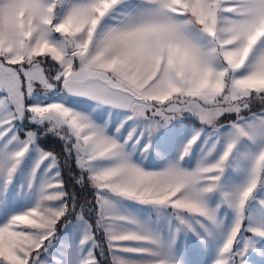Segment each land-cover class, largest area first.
<instances>
[{
    "label": "snow or ice",
    "instance_id": "snow-or-ice-1",
    "mask_svg": "<svg viewBox=\"0 0 264 264\" xmlns=\"http://www.w3.org/2000/svg\"><path fill=\"white\" fill-rule=\"evenodd\" d=\"M0 264H264V0H0Z\"/></svg>",
    "mask_w": 264,
    "mask_h": 264
},
{
    "label": "trees",
    "instance_id": "trees-1",
    "mask_svg": "<svg viewBox=\"0 0 264 264\" xmlns=\"http://www.w3.org/2000/svg\"><path fill=\"white\" fill-rule=\"evenodd\" d=\"M47 149L53 150L58 154L59 158L64 161L65 157L62 151V144L55 137H50L49 140L44 139L43 145ZM62 171L64 175V180L66 182V188L69 192L76 194L77 199L80 203L86 201H92V193L87 189H82L80 186L74 185L70 177L74 174H78L75 169V165L72 160H67L66 163L62 164Z\"/></svg>",
    "mask_w": 264,
    "mask_h": 264
},
{
    "label": "rangeland",
    "instance_id": "rangeland-1",
    "mask_svg": "<svg viewBox=\"0 0 264 264\" xmlns=\"http://www.w3.org/2000/svg\"><path fill=\"white\" fill-rule=\"evenodd\" d=\"M122 117H120V116H118V115H113V122H115V121H117V120H119V119H121ZM46 140H49V138H45ZM44 147V146H43ZM46 150H48V151H53V150H51V149H47L46 148ZM54 152V151H53ZM148 165H150V166H154L155 164H157V161H156V159L154 158V157H149V159H148V161L146 162ZM71 219V218H70ZM62 227V226H61ZM58 235H59V232H58ZM54 243H55V241H54ZM190 243H191V240H190Z\"/></svg>",
    "mask_w": 264,
    "mask_h": 264
}]
</instances>
